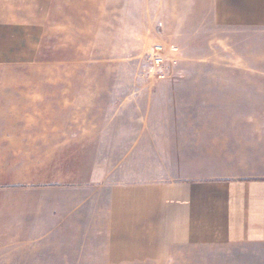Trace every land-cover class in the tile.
I'll list each match as a JSON object with an SVG mask.
<instances>
[{"label":"crops","instance_id":"crops-1","mask_svg":"<svg viewBox=\"0 0 264 264\" xmlns=\"http://www.w3.org/2000/svg\"><path fill=\"white\" fill-rule=\"evenodd\" d=\"M52 2L0 0V60L32 57ZM202 2L264 28V0ZM148 86L105 131L0 129V264H145L179 246L264 264V82ZM11 101L0 123L61 113Z\"/></svg>","mask_w":264,"mask_h":264},{"label":"rangeland","instance_id":"rangeland-1","mask_svg":"<svg viewBox=\"0 0 264 264\" xmlns=\"http://www.w3.org/2000/svg\"><path fill=\"white\" fill-rule=\"evenodd\" d=\"M205 6L202 0H53L44 12L47 25L34 30L39 42L32 57L0 60V108L39 99L31 105L61 113L55 122L50 114L5 118L0 129L105 131L112 116L120 125L141 114L136 108L145 104L142 94L153 92L149 84L264 82V28L221 25ZM125 143L119 140V151ZM246 253L254 264L260 251L179 246L168 259L145 264H238Z\"/></svg>","mask_w":264,"mask_h":264}]
</instances>
